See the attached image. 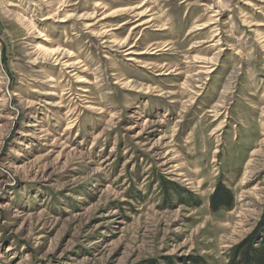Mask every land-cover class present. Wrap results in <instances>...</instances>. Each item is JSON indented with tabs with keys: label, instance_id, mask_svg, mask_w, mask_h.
<instances>
[{
	"label": "rangeland",
	"instance_id": "rangeland-1",
	"mask_svg": "<svg viewBox=\"0 0 264 264\" xmlns=\"http://www.w3.org/2000/svg\"><path fill=\"white\" fill-rule=\"evenodd\" d=\"M252 236L264 0H0V264H229Z\"/></svg>",
	"mask_w": 264,
	"mask_h": 264
},
{
	"label": "trees",
	"instance_id": "trees-1",
	"mask_svg": "<svg viewBox=\"0 0 264 264\" xmlns=\"http://www.w3.org/2000/svg\"><path fill=\"white\" fill-rule=\"evenodd\" d=\"M232 202L231 190L220 183L211 197L212 207L218 209L221 206H231ZM229 264H264V236L259 242L252 236L242 247H233Z\"/></svg>",
	"mask_w": 264,
	"mask_h": 264
},
{
	"label": "bare ground",
	"instance_id": "bare-ground-1",
	"mask_svg": "<svg viewBox=\"0 0 264 264\" xmlns=\"http://www.w3.org/2000/svg\"><path fill=\"white\" fill-rule=\"evenodd\" d=\"M197 29H199L200 27H196ZM216 36L218 35V33L215 34ZM84 90H87V89H84Z\"/></svg>",
	"mask_w": 264,
	"mask_h": 264
}]
</instances>
